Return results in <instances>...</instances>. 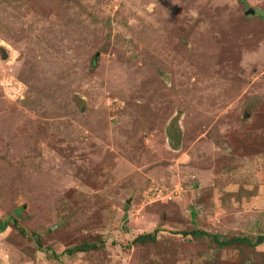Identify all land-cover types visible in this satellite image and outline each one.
I'll return each instance as SVG.
<instances>
[{"label": "rangeland", "instance_id": "rangeland-1", "mask_svg": "<svg viewBox=\"0 0 264 264\" xmlns=\"http://www.w3.org/2000/svg\"><path fill=\"white\" fill-rule=\"evenodd\" d=\"M0 227V264H264L180 233L264 235V0H0Z\"/></svg>", "mask_w": 264, "mask_h": 264}, {"label": "trees", "instance_id": "trees-1", "mask_svg": "<svg viewBox=\"0 0 264 264\" xmlns=\"http://www.w3.org/2000/svg\"><path fill=\"white\" fill-rule=\"evenodd\" d=\"M0 229H3V227H0ZM180 233L184 236L187 234H190L192 236H206V237L210 238L220 248L228 247V246L234 245V244H244L248 247H255L259 244H263V246H264V235H259V236L255 237V239L253 241H251L247 237H244V236H235V237L226 238V239L225 238H219L218 235H216V234L206 233L204 231L197 230V229L190 230V231H182ZM153 239H154V236L151 233L141 234L135 238L136 241L141 242V243H144L146 241H153ZM89 247H95V246L91 244V245H89ZM84 249L85 248H81L80 250H84ZM74 251H77V249L76 248L65 249L64 252L67 254H71Z\"/></svg>", "mask_w": 264, "mask_h": 264}]
</instances>
